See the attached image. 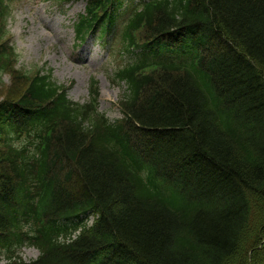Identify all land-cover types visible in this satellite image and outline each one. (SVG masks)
<instances>
[{"label": "trees", "instance_id": "obj_1", "mask_svg": "<svg viewBox=\"0 0 264 264\" xmlns=\"http://www.w3.org/2000/svg\"><path fill=\"white\" fill-rule=\"evenodd\" d=\"M9 2L4 264H264V0L144 2L124 38L150 44L149 63L119 73L128 92L115 123L69 100L50 71L14 68ZM89 2L86 27L117 0ZM87 214L92 225L72 236ZM26 245L36 259L18 254Z\"/></svg>", "mask_w": 264, "mask_h": 264}, {"label": "rangeland", "instance_id": "obj_2", "mask_svg": "<svg viewBox=\"0 0 264 264\" xmlns=\"http://www.w3.org/2000/svg\"><path fill=\"white\" fill-rule=\"evenodd\" d=\"M83 6L82 1L20 0L7 20L17 66L25 70L51 69L57 82L70 86L68 96L79 102L87 100L89 80L94 77L99 86V110L111 120L118 119L121 114L116 102L124 86L109 78L117 60L107 58L98 39L92 43L88 37L76 46L71 24ZM0 78L1 99L10 76L3 74ZM21 256L24 260L35 259L38 250L26 247Z\"/></svg>", "mask_w": 264, "mask_h": 264}]
</instances>
